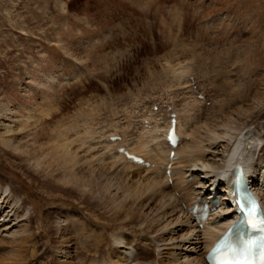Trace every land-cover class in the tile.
I'll return each instance as SVG.
<instances>
[{
    "label": "rangeland",
    "instance_id": "rangeland-1",
    "mask_svg": "<svg viewBox=\"0 0 264 264\" xmlns=\"http://www.w3.org/2000/svg\"><path fill=\"white\" fill-rule=\"evenodd\" d=\"M215 69L220 72L221 81L229 79L234 86L247 87L249 95L242 106L252 103L254 109L248 118L232 112L228 119L234 120L229 127L220 126V123H227L228 119L224 116L215 117L220 115L226 98L221 82L213 79L212 71ZM173 71L182 75L180 86L171 81ZM245 72L248 73L246 80L237 82L245 77ZM263 79L264 0H0V183L4 184L3 187L7 186L14 199L20 200L24 209L19 213L18 221L11 217V223L6 227L0 226V264H65L66 261L61 258L64 252L68 253L67 261L71 264H77L79 260L83 264H88L91 259L97 260V257H92L93 253L83 255L85 252L74 245V241L61 245L57 243L58 239L52 237L54 241L47 248L32 247L28 241L16 253L12 240L24 233L36 232L34 223L36 216L41 214L36 213L38 208L44 214L49 208L46 211L50 215V222L46 224L48 228L55 226L59 215L83 223L77 214L86 216L92 213L91 218L96 221V216L100 214L99 218L109 221L112 213H103L99 206L95 210L89 207L86 210L89 202L84 204V197L74 187H71L70 193L56 190L52 193L44 184L52 181L51 176H57V172L53 173L56 166L49 167L50 159L43 160L37 154L40 164L36 167L28 160L30 155L20 154L25 151H14L15 146L22 145L33 151L40 147L44 151L57 141L56 137L63 127L70 125L73 129L67 134L70 140L81 136L84 128L88 127L95 128L97 133L105 131L101 135L104 140L120 136L121 143L130 153L134 150L136 152L132 154H139L151 162L149 157L158 152L155 145L161 142L150 138V132L141 130L147 121L144 119L149 118L154 107H158L159 111L173 107L176 115L184 105L187 114L180 112L181 128L190 119L189 126L195 133L183 136L181 145L203 146L207 163L204 166L199 161H192L186 165L213 176L216 170L219 171L217 165L226 161L233 137L238 132H249L246 142L252 143V136L257 145L252 152L249 171L257 176L260 160L264 158V95L259 94L264 89V86L260 89ZM191 80L194 86H190ZM255 91L260 92L254 96ZM199 95L203 100L198 99ZM257 98L260 99L257 101ZM159 111L152 112L157 114ZM47 112L48 116H43ZM203 117L207 120L206 124ZM179 128L178 123V134L181 132ZM212 137L217 139L211 140ZM209 143H213L214 151L207 148ZM76 145L74 143L72 147ZM180 156V162H183L184 155ZM120 159L119 169L123 165L135 167L123 157ZM178 165L176 169L181 168ZM132 169L127 170L131 175L130 183L153 173L140 167ZM137 170L141 171L139 176ZM29 175L34 176L37 182L32 181ZM160 176L166 178L163 174ZM178 178V172L166 178L171 199L160 195L158 199L161 202L157 200L153 210L147 209L148 203L141 209L142 219L125 228L124 235L130 245L114 250L110 235L115 229H109L105 232L107 238L102 248L105 253L101 255L106 257L109 253L112 258H122L126 255L124 252L132 250L141 259L140 248H145L150 254L147 258L149 263L203 264L204 253L197 249V238L202 237V232L196 233V230L180 238L191 229L175 230L178 224H169L177 218L178 221L184 220V203L169 216L162 218L160 213L175 200H188L190 203L188 194L184 192L193 194L203 189L198 183L208 179H199L195 183L192 177H188V182L180 185L186 191L181 192L175 188ZM256 180L262 181L260 177ZM100 181L104 184L106 178ZM189 183L190 186H186ZM262 184L260 192L264 189ZM204 185V191H214L210 182ZM34 187L36 190L33 192L31 188ZM109 192L116 196V200L121 197L115 187ZM58 197L62 201L57 200ZM63 201L76 210L58 207ZM131 202L132 199H128L126 205ZM9 210L2 206L4 213ZM148 224L156 230L155 234L145 229ZM99 228L97 230L101 232ZM24 230L26 232L23 233ZM53 230L56 234V228ZM49 232L52 233L51 230ZM196 234L198 237L193 236ZM159 235H163L164 239L169 236L176 239L160 242L161 247L145 241V237L152 240ZM187 237L188 240H185ZM130 246H133L131 250ZM30 251H34V256Z\"/></svg>",
    "mask_w": 264,
    "mask_h": 264
},
{
    "label": "bare ground",
    "instance_id": "bare-ground-1",
    "mask_svg": "<svg viewBox=\"0 0 264 264\" xmlns=\"http://www.w3.org/2000/svg\"><path fill=\"white\" fill-rule=\"evenodd\" d=\"M224 55H226V53ZM219 61H216V63ZM217 64H219V63H217ZM212 72H214L213 73L214 74L213 79L216 82H221L222 87H223L222 92H224L225 93L224 95L226 96L224 103L222 104V107H221L223 109L221 110L220 115L217 114L219 116H215V117L218 118V117L224 116V118L228 119L229 116L232 115V112H234L237 116H246L248 118L249 114L254 109L252 108V103L249 106L248 105L242 106V105L246 104V102H247L246 99L249 95V91H248L247 87L246 86H236V85L234 86L233 83L231 81H229V79H226V78H225L226 79L225 81H221L219 78L220 72L216 69ZM175 73H176V71H173L174 76L171 78V81L177 83L180 86L181 85L180 80L182 79L181 78L182 75L180 76L179 73H176V74ZM247 74L248 73L245 72V74H244L245 77L243 76L244 78L243 79L240 78L239 80H237V82L239 81L241 83L244 79L246 80V78L248 77ZM222 79H223V77H222ZM262 83H264V81ZM256 86H257V84H256ZM262 86H264V84L260 85V89ZM259 92L260 91H255V92H253L252 95L256 96ZM219 93H220V91H219ZM259 94L261 96L264 95V89H261V93H259ZM250 95H251V93H250ZM258 99H260V98H257L256 100L258 101ZM183 106H182L181 110L177 111V114H176L177 116L175 115L176 112L174 113L173 110H172V112H170L171 110L170 111L160 110L159 113H157V114H154L151 111L152 113L150 112L149 118L144 119V120H147L148 122L145 121L143 123V126H141V130L143 132H150V134H151L150 138L159 140L161 142L160 143L161 145L160 144L155 145L156 146L155 148H157V146H158V149H157L158 152H156L154 155H152V157H149L151 162L149 160H147L146 158L144 159L139 154H136V153H135L136 155L132 154V153L136 152L133 149H132L133 150L132 153L129 152V149H126V152L128 154L141 157L145 162L151 163L150 164L151 168H149V169H146L143 165H136L133 162H131L128 158H126L124 155L118 154L117 149H118V147L122 146V144L120 142H113V143L109 142L110 137L104 140L103 137H101V135H102V133L105 134V131H102V133H97L94 130L95 128L93 129V128L86 127V128H84V131H83L84 133L81 136L77 135L76 138H72L70 140V139H68L69 136L67 137V134H68V132H70L73 129L71 128L70 125L65 126V127H63L61 134L58 137H56L57 141L55 140L54 144L47 146V148H45L44 151L40 147L38 148V150L33 151L31 149L30 150L25 149L27 147H24L22 145L15 146L14 151H19V152L25 151L26 153L23 152L20 154L30 155L28 157V160L32 161L36 167L40 164L39 158L36 157L37 154H39L40 157H43L42 158L43 160H46L48 158L50 159L49 163L47 162L49 167H51L53 164L56 166L53 173L57 172V174H56L57 176H55V177H54V175L51 176L50 178L52 181L46 182L44 184L52 193H54V190H56V191H61L64 194H66L67 192L72 190L71 187H74L84 197L83 203L87 205L89 202V206L85 205L87 207L86 210H89L88 207L90 209L95 210L99 206L102 208V210H104L103 213L112 212L111 213V219H109V221H107L103 217L99 218L100 214H98V216H96L97 221L93 220L91 218L92 213L90 215L87 214L86 216H84L82 213L77 214L79 219L83 220V223H82V221L81 222L75 221V219L72 217L71 218L65 217L64 215L60 216L58 214L59 216H57V219H56L57 221L55 222V226H52V227L56 228V230H55L56 234H54V230H53L54 228L52 229V227L49 226V228H48V226H46V224H49V222H50L49 212H46L49 208L46 207L48 209L47 210L45 209L46 210L45 214L43 211H41V208H38L40 210L35 209L36 213L37 212L41 213L40 215L36 216V221L34 223L36 225L34 228V230H36V232H34V233L31 232V233L25 234L24 232H26V231L24 230L23 231L24 234H22V235L19 234L21 236L20 237L18 236L19 237L18 239L12 240L14 242V245H15V247H14V250H16L15 252L16 253L19 252L20 248H22L24 245H26L28 241H30L32 243V247L38 245L39 247L44 246L47 248L50 246V244L55 239L56 240L58 239L57 243H59L61 245L65 244V243H70L71 241H74V245L79 246L80 247L79 249H81V251L85 252V254H83V255H86L88 253H93L92 257L93 256L97 257V260L92 261V259H91V261L88 264H153L152 262L151 263L147 262V258L149 257L150 254H149V251L145 248L144 249L140 248L141 254L143 255L141 257V259H138L137 256L135 255L134 251L131 250L133 246H130L131 251H129V252L126 251V250H129V248L125 250L126 252H124V254H126V255L122 258H120L119 256H118V258H116V256H114L112 258V257H110L109 253L106 254L107 255L106 257L101 255V254L103 253L102 248L104 247V242L107 238V237H105V232H107L109 229H115L114 230L115 232L112 233V235H110V238L112 240V246L111 247H114L115 248L114 250H116L119 247L120 248L121 247L125 248L126 246L128 247L130 245V243L127 241V239L124 235L125 228L133 225L134 223L137 222V220L142 219L141 209L146 207V205H148V203H150V204H149V206H147V209L153 210V208L156 206V205L154 206L153 204L155 202L157 203L158 201H160L158 199L160 195L163 196V194H164V195L168 196V193H169L168 189H170V187L168 185H166L168 179H166V178L162 179V176H160V174H163L165 176L164 173L166 171V167L169 164L170 167H172V168H170L172 171V175H175V173H177V172H178V175L180 174V178H178L179 184L177 183L175 188L180 189L181 192L186 191L185 190L186 188L185 187H184L185 189L181 188L180 185H181V183L185 184L186 182H188L187 181L188 177H192L193 181H195V183L197 182L196 180H199V179H202V180L208 179L204 183H198L203 189L199 188L200 190L199 191L197 190V192H195L193 194H191L188 191H187V193L184 192L185 195L188 194L189 200L191 201L190 203L188 202V200L187 201H182V200L176 201L175 200V201H173V204H167V206H169V207L165 206L162 209V211L160 210L161 211L160 214L162 215L161 217L163 218V217L169 216L170 214L174 213V210L176 208H178L177 206L180 207L181 203H184V205L186 207L185 211H184L185 213L183 212L184 220L178 221V218H177V219H175V222H174V220L173 221L171 220L169 224H172V225L178 224L176 226L175 230L177 228H183V229L190 228L191 229V230H189V232L185 233L184 235H181L180 238H183L184 236L186 237L190 233L195 232L196 230H197L196 233L202 232L201 233L202 237H198L197 234L193 235V236L198 237L197 238V240H198L197 249H198V252L204 253L202 255V257H203L205 255V253L208 252L209 249L212 247V245L216 242V240H218L220 234L223 233L229 226H231V224L234 221L233 209H232V206L228 203V200L230 199L228 197L229 188H230V185L233 181L234 175H233V171H232L229 175L226 176L225 173L222 171V165L225 162H227L232 156H234L237 153V151L243 150V157H242L243 164L241 166L243 175L245 177H248V179L250 181H252V184L254 186H256L257 182H259L256 179L258 177H260V179L262 180L261 181V187H259L257 189V191L260 194H262L264 189L262 190V192H260V191L263 187L262 183H264V167H262V165L264 164V158L262 160H260V165H259L260 173H258L259 176L258 175L255 176L254 175L255 172L251 173L249 170H250V167L252 164V154H253L252 152H253V149L254 150L256 149L257 145H255V141H254L252 136H251V139H252L251 142L252 143L246 142V136L249 134V132H245V133L244 132H238V134L235 136V138L233 137V139L231 140L232 142L230 144V147L227 149V155L225 158L226 161H224L222 165H217V169L219 171L217 172V170H216V173H214L213 176H210L211 174L208 173L207 171H205L206 173H203L202 171L196 170L194 166L192 168V166L186 165L187 163L192 162V161H199L204 166H206L207 163L204 160L205 159L204 158V152H203L204 148H203L202 144H201L202 147L191 146L188 144L185 146L181 145V143H182L181 140H182L183 136L187 137L190 135H194V133H195L194 131H192L191 126H189L188 122H191L190 119H187V120L184 119L186 121L184 122V120H183L184 127L181 128L182 125H181V114H180V112L183 111L185 114H187V111H185ZM171 113L175 115V121H176L175 134L179 138V144L174 150L170 149L168 144H167V141H165L168 130H169V121H170V116L166 118V114L170 115ZM263 113H262V116L264 117ZM43 116H48V112L46 114H44ZM210 117H211V115H210ZM187 118H189V117H187ZM203 119H204V117H203ZM212 119H211V121H212ZM230 119L227 120V123H225V122H223L222 124L220 123V126L229 127V124H233L232 121L234 120V119H232V120H230ZM229 120H230V122H229ZM206 121L207 120L204 119L205 124H206ZM213 122H214V120H213ZM178 123L180 124L179 130L181 129V132L179 134L177 131ZM217 123H219V122H217ZM144 124H146V127H144ZM215 135H216V133H215ZM218 135H220V134H218ZM116 136H118V135H116ZM105 137H108V135H105ZM217 137H215V139H217ZM215 139L212 137L211 140H215ZM74 143L77 144L76 147H72V145ZM111 145L113 146V149L111 148L112 147ZM180 145H181V147H180ZM144 146H145V143L143 144V147ZM206 146H208V145H206ZM206 146H204V147H206ZM212 146H213V143H209V147H207V148L210 150L212 149L214 151L215 148L213 149ZM170 151H173L175 153V156H180L181 154L184 155L183 162H180L179 157H178L179 160H177V159L176 160L175 159L170 160L168 157ZM137 152L138 153L140 152L139 148H138ZM211 152H209V153H211ZM165 154H167V157H165ZM32 155H34L35 158H33ZM121 157H123L125 159V161L128 162V164L135 166V167L123 165L122 168L119 169L120 166H118V164L121 162L120 160H122V159H120ZM173 162H174V164H173ZM152 164H154V165L151 166ZM178 164H183V166L182 165L180 166ZM190 164H192V163H190ZM173 165H174V167H173ZM176 165H178V167H181V168H178L179 170L176 169V167H175ZM162 166H164V169H162ZM139 167L141 169L147 170V172H151V173L153 172V173L151 175L150 174L147 175L146 177H139L141 180H139L135 183L134 182L130 183V179H131L130 176L131 175L128 173L127 170H133L132 168H139ZM254 171H256V170L254 169ZM136 172H137L138 176L141 173V171H139V170H137ZM28 177L32 181L37 182V179L34 176L29 175ZM102 178H106V183H104V184L101 183L100 180ZM202 180H201V182H202ZM54 182H57V184H59L60 186H57V184H55ZM208 182L211 183L210 186H212V188H215L217 190V192H224V194L222 195V201L227 202L229 204V207L227 206V209L221 208L220 211L216 212L217 216L215 218V220H216L215 223H213V227H209V221L207 223H200L198 220L195 219L194 216L190 215L189 212L187 211V207H188L187 205L192 206L194 203H196L198 201H202V200H204V198L211 196V192L208 193V192L204 191V187H205L204 184L208 183ZM190 184L191 183L187 184L186 186H190ZM3 186H4V184H3ZM3 186L0 183V224H1L0 226L4 227V225H5V227H6V224L8 225L9 223H11V220H9L11 217H13L14 220L18 221V219L20 217L19 213L23 212L24 209L22 208V204H20L21 203L20 200L17 198L14 199V195L11 194V192L8 190V188H6L7 186L6 187H3ZM113 187L116 188V191H119L121 193V197L119 196L117 198V200H116V196L111 195L109 192L111 189H113ZM31 190L34 192L36 190V187H34V189L31 188ZM85 194L88 195L89 197L87 196V198H86ZM262 197H263L262 199L264 201V195H262ZM164 198H165V196H164ZM58 199H59V197L57 198V200ZM128 199H132V201H133L130 203V205H126V201ZM60 201H62V200H60ZM166 201H168V200H166ZM66 202L67 201L61 202V204L58 207H71L70 205H67ZM116 202L118 204H116ZM167 203H169V202H167ZM263 204H264V202H263ZM3 205H5L7 208H10L9 212L5 211V213H4L2 211ZM71 208H72L71 210H76L73 207H71ZM106 208H107V210H106ZM61 209H63V208H61ZM179 209L181 210V208H179ZM57 210H59V209H57ZM12 211H13V214L10 215V213H12ZM179 212L182 213V210ZM102 220H103V223H107V225L101 223ZM28 221H30V220H28ZM70 222H71V225H68ZM66 225H68V226H66ZM100 225H102V226H100ZM111 225H113V226H111ZM183 225H186V226H183ZM201 225H202L203 230L199 231L198 229L200 228ZM9 227H10V225H9ZM92 227H95V228L93 229ZM98 228L101 230V232H98V230H97ZM145 229L150 230L151 234L156 232V230L154 228H152V226L150 224H148L147 228H145ZM21 230H23V229L21 228ZM50 230L52 231V233L49 232ZM172 231L175 232L174 230H172ZM70 232H72V234L74 236ZM143 232H145V230ZM169 233H172V232H169ZM69 234L72 235L73 237L71 236V237L67 238V236H69ZM52 237L54 238V240ZM175 239L176 238L171 237V236H169V238H167V239H164L163 235H159L152 240H148V238L145 237V241H149V244H152L154 246L160 245L159 244L160 242H166V241H171V240H175ZM185 240H188V237ZM188 242H190V241H188ZM2 245H3V243H2ZM161 246L162 245H160V247ZM11 250H12V247H11ZM10 253H12V251ZM30 253H31V256H34V254H33L34 251H30ZM62 254L63 255L61 258H64V260L66 261L65 264H71V263H69V261H67V260H69L68 253L64 252ZM28 256H29V254H28ZM84 257H86V256H84ZM11 259H13V258H11ZM202 261L204 264L205 263L204 259ZM62 264H63V262H62ZM77 264H83V263H82V261L79 260L77 262ZM161 264H163V263H161Z\"/></svg>",
    "mask_w": 264,
    "mask_h": 264
},
{
    "label": "snow or ice",
    "instance_id": "snow-or-ice-1",
    "mask_svg": "<svg viewBox=\"0 0 264 264\" xmlns=\"http://www.w3.org/2000/svg\"><path fill=\"white\" fill-rule=\"evenodd\" d=\"M236 176V180L233 181L234 188L239 189L242 184L243 175L239 167L233 173ZM238 210L243 214L242 223L247 224L250 228L256 229L264 227V212L259 208L258 203L255 198L251 195H245L237 199ZM254 242L247 241L243 249H237L236 247L229 244L227 236L221 238L214 246V252L217 254L216 264H241L239 260L233 262L232 260L226 258L234 253H244L250 252L253 248ZM243 264H264V247L260 249L259 256L256 261H251L245 258Z\"/></svg>",
    "mask_w": 264,
    "mask_h": 264
},
{
    "label": "clouds",
    "instance_id": "clouds-1",
    "mask_svg": "<svg viewBox=\"0 0 264 264\" xmlns=\"http://www.w3.org/2000/svg\"><path fill=\"white\" fill-rule=\"evenodd\" d=\"M243 150L237 151V153L232 156L227 162H225L222 165V171L225 173V175H229L234 169H237V167H241L243 164ZM255 195L254 193L252 194Z\"/></svg>",
    "mask_w": 264,
    "mask_h": 264
}]
</instances>
